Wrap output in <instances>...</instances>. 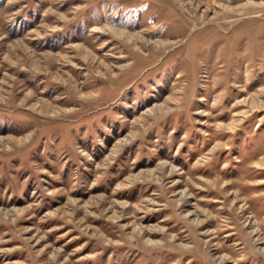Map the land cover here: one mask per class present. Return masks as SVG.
<instances>
[{"label":"rangeland","instance_id":"374dc122","mask_svg":"<svg viewBox=\"0 0 264 264\" xmlns=\"http://www.w3.org/2000/svg\"><path fill=\"white\" fill-rule=\"evenodd\" d=\"M0 264H264V0H0Z\"/></svg>","mask_w":264,"mask_h":264},{"label":"bare ground","instance_id":"6f19581e","mask_svg":"<svg viewBox=\"0 0 264 264\" xmlns=\"http://www.w3.org/2000/svg\"><path fill=\"white\" fill-rule=\"evenodd\" d=\"M184 21V20H183ZM221 25V24H220ZM215 27V26H214Z\"/></svg>","mask_w":264,"mask_h":264}]
</instances>
